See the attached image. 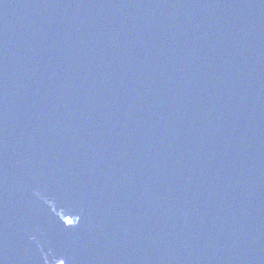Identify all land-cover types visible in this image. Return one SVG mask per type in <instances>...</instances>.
<instances>
[{"label":"water","instance_id":"water-1","mask_svg":"<svg viewBox=\"0 0 264 264\" xmlns=\"http://www.w3.org/2000/svg\"><path fill=\"white\" fill-rule=\"evenodd\" d=\"M0 264H264V0H0Z\"/></svg>","mask_w":264,"mask_h":264}]
</instances>
